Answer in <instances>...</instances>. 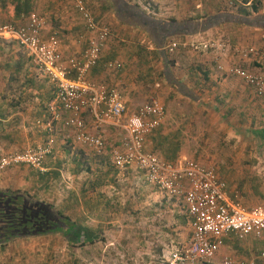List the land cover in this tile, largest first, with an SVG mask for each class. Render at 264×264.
<instances>
[{
	"label": "crops",
	"instance_id": "1",
	"mask_svg": "<svg viewBox=\"0 0 264 264\" xmlns=\"http://www.w3.org/2000/svg\"><path fill=\"white\" fill-rule=\"evenodd\" d=\"M86 1L96 21L112 31L100 62L90 72L89 79L124 92V119L141 108L144 105L141 102L148 96L158 97L167 106L166 119L159 129L147 137L145 150L172 163L193 160L214 167L218 176L227 182L230 194L240 198L243 194L240 189L243 188L231 181V168L246 164L245 158H256L259 154L260 157L264 156L261 155L263 151L245 149L250 145L253 147L257 139L264 142V97H258L240 78L227 72L230 67L239 66L236 65L239 60L243 68L260 73L256 70L260 67L259 63L251 64L252 60L242 59L236 52L240 47L246 49L259 44L264 55V36L259 33L258 26L244 23L256 18L250 15L252 6L233 7L229 0H205V8L195 0L179 1L178 5L176 0H166L173 7V12L167 15L160 6L161 0H154L158 3L157 7L143 4V0ZM56 3L58 9L53 5L49 9L51 14L56 12L53 19L60 21L53 26L47 21L44 36L48 38L58 34L63 56L78 58L88 45L90 34L77 10L65 7V0H57ZM193 3L197 5L195 9L191 8ZM178 6L179 9L181 6L188 7L187 14L197 9L209 15L205 19L192 21L184 18L182 22L189 24H174V27L179 26V31H184L180 34L176 29L174 34L167 36L162 32L169 28L171 20L181 23V18L175 19ZM245 13H250L249 17H244ZM161 15H165V18H161ZM6 17L13 22L15 7ZM221 18L225 22H220ZM243 19L245 21L240 22ZM224 38L228 39V49L215 52L216 58L225 67L224 71H217L212 63L204 68V63L211 61V57L206 56L208 53L201 58L195 56L197 59L194 60L199 62L196 66L200 69L194 70L187 64L193 59L177 54L174 59L170 58L174 65L171 78L176 87H173L169 78L163 75V69L159 68L160 65L165 67L164 50L170 40L187 44L213 39L224 42ZM0 40L11 47L9 51H1L0 48V158L46 145L50 139L55 140L53 152L46 158L41 170L27 166L0 170V189L28 190L38 185V178H43V175L59 173L62 180L52 187L56 189L55 205L63 208L76 223L85 225L87 221L91 222L88 225L91 230L88 235L91 237H113L114 232L98 227L105 223L116 224V216L124 220L133 205L122 188L118 192H123L125 196L121 198L115 197L119 193L113 190L122 186L127 189L128 184L135 186L140 176L144 178L137 169L121 171L111 164L113 151L123 148L122 140L126 132L116 125L98 130L94 126L93 115L85 112L83 116L89 132L102 137L107 145L106 152L98 157L75 142L73 132L65 125L68 113L62 112V120L53 122V132L49 131L47 127L51 123V115L48 105L55 98V85L18 43L3 38ZM113 61L122 62L123 69L118 72L109 70L107 66ZM197 71L203 73H194ZM199 90L205 100L194 101L188 97V93H199ZM120 135H123L122 138ZM205 157H212L215 162L207 165ZM50 184L53 185L52 180ZM252 201L248 204H254ZM57 237L67 240L64 235L56 234L10 243L0 250V264H40L41 261L37 259L39 256L40 260L45 257ZM95 243V246L91 244L87 248L91 254L89 264H114L112 243L105 247H98ZM127 252V248H124V253ZM32 255L34 260L30 259ZM219 255L221 264L225 257L237 256L242 259L236 260H254L256 264H264V239L249 237L245 241H238L230 237ZM75 259L79 258L75 256Z\"/></svg>",
	"mask_w": 264,
	"mask_h": 264
},
{
	"label": "built area",
	"instance_id": "2",
	"mask_svg": "<svg viewBox=\"0 0 264 264\" xmlns=\"http://www.w3.org/2000/svg\"><path fill=\"white\" fill-rule=\"evenodd\" d=\"M261 1L229 0V4L233 7H251ZM76 9L90 34L88 45L78 58L63 56L60 51L61 38L58 34L46 38V21L35 13L21 24L0 23V38L18 43L56 87L55 98L48 105L51 115L48 130L53 132L52 123L62 120V112L68 113L65 125L73 132L75 142L100 157L107 150L106 142L89 132L83 114L90 112L93 115L94 126L98 130L108 125L123 128L126 132L122 140L123 148L113 151L112 166L121 171L137 169L148 185L170 199L182 200L184 205L191 237L187 245L171 253L169 264H209L220 254L230 237L238 241H245L249 237L264 239V205L247 207L238 196L231 195L227 182L218 176L214 167L193 160L172 163L145 150L147 137L165 122L166 107L153 99L124 120V92L117 87L92 82L88 77L99 64L112 31L96 21L85 1L76 0ZM179 46L174 42L169 51L173 53ZM188 46L213 54L217 70H225L215 54L226 50L223 41L213 39L198 46L195 43L183 45L184 48ZM236 52L242 59L260 62L264 69V55L256 47L242 48ZM107 68L118 72L123 69V63L113 61ZM227 72L240 78L258 97H264V72L254 73L242 66L230 67ZM54 144L55 140L50 139L46 145L6 154L0 158V170L18 166L41 170L46 158L52 154ZM222 264L256 262L225 257Z\"/></svg>",
	"mask_w": 264,
	"mask_h": 264
},
{
	"label": "rangeland",
	"instance_id": "3",
	"mask_svg": "<svg viewBox=\"0 0 264 264\" xmlns=\"http://www.w3.org/2000/svg\"><path fill=\"white\" fill-rule=\"evenodd\" d=\"M32 1L34 6L33 13L44 18L46 23L47 21H49V23L53 26L54 23L60 21L53 19L55 17L54 13L56 12L53 11L54 13L51 14L50 13L51 11L49 9V7L52 5L55 6L54 7L55 9H58L56 3L57 0H32ZM65 1H66L65 7L71 9L72 11H74V9L75 11L77 10L76 0H65ZM84 1L87 2L86 0ZM161 1L162 2L160 6L161 8L164 9L163 12L167 13V15H170L173 12L172 10L173 7L171 5H168L166 0H161ZM176 1L178 5L179 1L184 2L185 0H176ZM195 1L198 2L201 5V7L206 8L207 2L205 0H195ZM142 3L149 4L152 7H157L156 5L158 4L157 2H154V0H143ZM262 3H263L262 5L261 4L259 5L260 7L259 11L261 13L254 15L250 11L251 14L250 13L249 14L253 17L255 16L256 18L258 17L264 18V12H263L264 1ZM15 6L16 5L14 4L13 0H0V23L9 24V23L18 22L16 24H19L20 22H22V19L15 21L14 20L15 18L12 20L13 22H10L7 19L8 17H6L8 15V12ZM196 6L197 5L193 3V6H191V8L195 9ZM186 8L188 7L181 6V8L179 9L178 6L177 15L175 19L179 17L181 18L179 19V21L181 22L182 20H184V18L192 21L193 19L196 20L197 19L200 20V18L205 19V17L209 15L201 10L198 12L197 9L187 14L186 12L188 10H186ZM76 12L74 13L75 16H76ZM164 16L165 15H161V18H163ZM168 18L169 17H167V19ZM257 29L259 30V33H262V35L264 36V20L263 21L259 20ZM227 40H228L227 38H224L226 49H228L227 45H229L227 43L228 42ZM262 41H264V37H262ZM174 42L180 43V46L177 52L170 53L169 46ZM191 43H195V45L198 46L202 42L197 41ZM184 44H185L184 42L183 43L178 42V40L176 39L170 40L169 45H167V49H166L169 52V57L171 59H174V56H176L177 54L185 55L186 57L193 59V61L191 60L187 62V64L188 63L190 64V67L192 66L191 67L192 70L200 69L198 66H196L197 64H199V62L194 59H197L196 58L197 56L201 58L203 55H206L207 53H204L201 50L193 49L189 46L187 48H184L183 47ZM6 45H7L6 42L0 40L1 51L2 49L5 48ZM253 46L259 49L260 53L263 55L262 52L263 50L261 49V46H259V44ZM240 49H242V47H240ZM6 51H9V49ZM208 54L209 55L206 56L211 57V61L204 63L205 66L204 68L206 67L208 68L207 65L211 63L216 66L212 58L213 54L211 53ZM191 56H193V58ZM255 61L256 60L252 59L251 64L259 63L260 67H258L256 70H258V72L260 73H263L264 69L262 64L260 62H255ZM240 64L241 62L238 60L236 65L240 66ZM159 68L163 69V71L165 69L164 66L162 68V65H160ZM198 72H202V71H197L194 73H198ZM188 97L192 98L194 101H199L200 99L203 100L205 96L202 95L201 90H199V93H193V94L188 93ZM152 98L158 100V97H154L153 95H150L147 98H145L141 103L145 104L148 101L150 102ZM122 136L123 135H120V138H122ZM245 149L249 151L256 150L258 152L263 151L264 153V142L257 139L253 147L250 145ZM205 158H206L205 164L207 165L215 162V160L212 161L213 159L212 157H205ZM244 161H246L247 163L246 164L242 163L240 166L236 165L235 168H231L232 173L230 174V179L232 182L235 181L234 184L236 186L243 188L240 189L243 192L240 199L247 207L264 205V156L260 157L259 154V156L256 158L255 157L245 158ZM139 178L140 181L135 186L132 184L130 186V184H128L127 189L125 188V186H122V187H118L117 190H113L115 193H119L120 188H122L126 192L127 197H129L132 200L133 205L131 206V208H129L127 214H125L126 216H124L125 217L124 220L123 218H120L121 216H116L115 217L116 224L105 223L102 224V227L100 226L98 227V229H101L103 231L110 230L114 232V236L110 237L108 235L106 236L107 238H105L104 236L101 238H97L96 243L98 244V247H105L109 243H112L114 250L111 251L112 253L111 255L113 257L112 259L114 264H121V262H123L124 264H169L171 253L176 249H180L185 245H187L191 237V229L189 226L188 218L185 214L184 205L182 203V200L170 199L167 195L161 193L156 188L148 185L145 182L144 178H142V176H140ZM123 196L125 195L123 192H121L119 194H116L115 197L121 198ZM251 201L254 204H248V202L251 203ZM90 223L91 222L87 221V223L85 225L83 224V226L88 227ZM29 240L31 239H28L26 241ZM90 245L91 244L86 243L83 244L82 246L81 245L70 246L67 240H63L62 238L57 237L54 240V242H52V245H50V247L48 248L46 255H44L45 257H43V259L40 260L41 256H39L37 260L41 261L40 264H78L77 261L79 262V264H89V258L91 254L89 253V249L87 248ZM124 248H127L128 251L127 253H124ZM102 254L105 253L103 252ZM75 256H77L79 259L78 260L75 259ZM231 258L242 259L240 256L231 257ZM30 259L34 260V256L32 255V258ZM209 264H221L220 255L218 254L216 259Z\"/></svg>",
	"mask_w": 264,
	"mask_h": 264
},
{
	"label": "trees",
	"instance_id": "4",
	"mask_svg": "<svg viewBox=\"0 0 264 264\" xmlns=\"http://www.w3.org/2000/svg\"><path fill=\"white\" fill-rule=\"evenodd\" d=\"M13 2L16 5L14 20L22 19V22L19 23L21 24L23 20L27 19L34 12L33 1L13 0ZM260 4L255 3L252 6V14H258ZM243 16L249 17V14L245 13ZM259 20L263 21L264 18L258 17L252 20L249 19L248 21L243 19L240 22L245 21L244 23L258 26ZM220 22H225V20L221 18ZM182 23L189 24L187 22L179 23L176 20H171L168 25L169 28L164 29L162 33L170 36L177 29V32L181 34L184 30L179 31V26L174 27V24L179 25ZM13 24H16V22ZM8 49L10 50V47L7 45L2 51ZM164 53L165 69L163 75L169 78L171 86L176 87L174 80L171 78V71L174 66L173 62L169 57V52L164 50ZM177 147L176 145L175 149ZM50 174L43 175V178H38V185H33L28 190L0 189V250L18 240L24 241L56 234L64 235L69 244L73 246L97 242L96 237L88 235L91 232L90 228L74 222L70 216L66 215L63 208L55 205L54 194H56V189L52 187L56 186V183L61 181L62 177L59 173L54 172L52 175ZM51 180L53 185L50 184ZM41 184L43 185L41 186ZM53 198L52 202L51 199Z\"/></svg>",
	"mask_w": 264,
	"mask_h": 264
}]
</instances>
